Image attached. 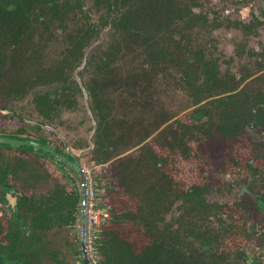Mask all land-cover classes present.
I'll return each instance as SVG.
<instances>
[{
    "label": "flooded vegetation",
    "instance_id": "af4514ba",
    "mask_svg": "<svg viewBox=\"0 0 264 264\" xmlns=\"http://www.w3.org/2000/svg\"><path fill=\"white\" fill-rule=\"evenodd\" d=\"M78 1V9L69 14L74 19L67 22L68 30L87 22L88 16L92 22H103L102 1ZM116 1L112 11L119 15L121 0ZM140 13L148 25L160 26L148 28L147 49L133 43L127 85L118 78L112 112L117 114L105 119L115 135L127 131L120 140L114 139L113 156L107 161L93 152L103 150L105 137L102 133L101 144L95 142L97 120L92 112L93 119L89 116V101L85 103L78 82L84 87L95 67L92 49L101 46L109 27H101L98 38L83 43L65 73L79 89L73 92V102L61 109H77L81 94L90 129L81 144L63 138L74 152L92 142L79 159L83 167L90 155L99 164L112 160L117 196L133 203L129 207L135 217L114 223L118 236L127 242L112 241L111 253L102 232L99 264H108L107 258L120 264L121 257H127L128 264H264V0H170ZM77 19L79 24H73ZM221 39L228 44L222 46ZM60 53L55 50L47 58L56 59ZM96 59L102 64V54ZM102 76L97 72L98 81ZM20 98L0 101V116L16 121L18 127L0 132L36 136L62 151L64 143L54 126L58 110L52 121L28 118L24 113L31 111L29 104H22ZM100 98L98 111L104 115ZM18 101L16 110L13 103ZM30 104L39 115L32 98ZM136 128L144 129L142 138L136 137ZM40 130L51 132L57 141L51 142ZM0 149L8 151L0 154V264L54 262L47 254L46 231L56 222H72L66 216L72 204L62 203V191L45 185L50 184L54 168L67 178L73 189L71 201L79 205L77 178L52 158L23 149ZM125 175L127 187L122 184ZM116 204L119 212L123 204ZM103 217L101 223L108 212ZM87 234L86 249L94 264ZM78 252L81 264L79 240Z\"/></svg>",
    "mask_w": 264,
    "mask_h": 264
},
{
    "label": "trees",
    "instance_id": "16d2710c",
    "mask_svg": "<svg viewBox=\"0 0 264 264\" xmlns=\"http://www.w3.org/2000/svg\"><path fill=\"white\" fill-rule=\"evenodd\" d=\"M93 1L94 3L102 1L106 5V13L102 17L103 22L101 20L99 23L92 22L88 16L87 22L83 21L82 24H79L77 19L78 22L73 24L79 25L68 30L67 22L74 19H71L69 14L75 8L78 9L80 5L78 0H0V99H19L34 86V89L32 88V103L40 117L52 121L53 112L57 113V110L59 112V109L68 105L70 101L73 102V92L79 89L65 77L66 71L73 64L72 58L77 57L84 42L98 38L101 27H109L102 39L103 42L107 41L102 53V64L97 62L92 71L93 75L102 72V80L98 81L92 77L83 82L88 94V105L97 120L95 142L101 144L100 134L103 133L105 137L101 144L103 150L98 152L94 148L93 152L98 155V159L101 157L102 161H107L113 156L114 139L120 140L122 136L126 135L124 131H127L124 128L123 132L115 135L111 124L105 119L114 116L112 115L115 107L113 101L116 83L119 81L117 75H120L119 78L125 85L129 80V66L125 69L122 65H114L115 61L130 59L133 53V43L136 41L146 48L149 41L146 36L148 28L160 26V24L152 22L148 25L144 20L145 14L140 11L161 8L170 0H135L133 3L130 0H121L122 12L119 15L112 11V5L117 2L116 0ZM139 18H141L140 22ZM147 18L152 17L147 16ZM55 32L61 35L64 45L60 50V55L56 59L50 60L43 54L42 48L45 43L49 42V38H54ZM100 97H103V105L106 110L104 115L98 111ZM121 123H125V121H121ZM143 133L144 129H135L136 137L142 138ZM122 184L124 187L128 186L126 175L123 176ZM55 199L57 212L61 216L60 201ZM118 209L119 212H115L116 208L109 207L107 220L115 222L116 219L129 220L135 217L129 206L122 205ZM72 213L73 208L69 211L70 216ZM41 217H45V212L41 214ZM141 217L144 218L142 215ZM72 218L71 216V220ZM106 239L111 253H113L112 246H114L112 241L127 242L124 238L119 237L118 232L112 227L107 229ZM1 247L3 245L0 243V249ZM121 260L120 264H128L127 257H121ZM106 262L112 264V259L107 258Z\"/></svg>",
    "mask_w": 264,
    "mask_h": 264
},
{
    "label": "rangeland",
    "instance_id": "374dc122",
    "mask_svg": "<svg viewBox=\"0 0 264 264\" xmlns=\"http://www.w3.org/2000/svg\"><path fill=\"white\" fill-rule=\"evenodd\" d=\"M94 17L96 18V16ZM203 36H206L205 32H203ZM222 38H224V35H222ZM48 40L49 42L43 45L42 50H44L46 57L47 56L51 57L52 54L55 52V50L60 51L62 49L64 43H63V39L61 35H59L57 32H55L54 38L51 37V39L49 38ZM221 42H222V46L223 44H228L227 40L224 41L223 39H221ZM106 43L107 41H104L101 44V46L94 47L92 49L91 55L93 57L92 62L94 66L96 64L95 59L97 55L99 57V55L102 54V51L105 48ZM126 59H123V60L118 59L115 61L114 65L119 64V65H122L125 69H127L128 66L130 68V66L132 65L131 64L132 61L129 58L127 60ZM93 69H95V67H93ZM92 74L93 73L91 72L88 73L86 80L92 77H95V79H97L96 75L89 76ZM32 90L27 95L22 96V98H20L19 100L22 104L23 102L29 104V108L31 111L28 113L26 112L24 113L25 116H27L28 118L40 117L38 114L35 113L34 109L32 108V105L30 104L31 98L33 95ZM1 100L2 99H0V101ZM19 101L13 103L16 106V110L19 109ZM87 101H88V98H87ZM87 107H89V105ZM76 108L77 109L74 108L69 112H65L63 109H61L58 114L59 118L55 120L57 122L54 121V126L57 129L56 131L60 135L62 134L61 136L64 135L71 143L74 142L75 144H81L82 142H84V138L86 137L90 129V120L88 116L85 114L81 94L77 95V107ZM89 110L91 111L90 107H89ZM116 114H117V111L113 113V115H116ZM121 114H124L123 117H125L128 114V112L121 113ZM20 125H24V123H20ZM25 126H27L28 130L31 129L29 124H26ZM16 127H17L16 121L12 120L11 122L10 121L7 122L6 119H3L0 116V130L10 131V130L15 129ZM39 134L45 136L47 139H49L53 143L57 141V138L55 137V135L46 130H40ZM24 151L26 152V150ZM5 153L8 154V151L0 149V154L5 155ZM90 156L91 158L87 160V162H85L86 164L84 167L87 170V177L89 180V183H88L89 197L91 198V201L94 204L91 211L93 213L97 212L96 214L99 213L98 214L99 224L96 225L95 223H92L91 227L87 230V233H88L87 243H88V249L92 256L94 264H99L100 253H101V248L99 247V239L102 237L101 233L104 232V235H105L107 229H109L110 227L114 228V223H115L112 220H106L105 222L101 223L100 219L102 220V217L105 216V214L108 212L109 207L110 208L116 207L115 206L117 205L116 203H122L123 205H126V206H132L131 204L133 203H132V200L128 197L119 198L117 196L116 188H114V185L116 182V174L114 171L113 161L109 160L108 162L104 164H99L97 162L98 159L96 157H93V155H90ZM46 160L43 159L42 161H45L46 165L49 164L52 169V167H54L53 164H51L49 160L47 161ZM52 172L54 174L51 177H49L50 184L49 185L46 184L45 186L49 188L56 187L58 191H62L60 192V199H61L60 201L62 203L65 202L64 203L65 205L72 204L73 213L71 214V216L73 218H72V222L68 224H60L56 222L54 226H51V228H48V230L46 231L45 241L48 243L47 244L48 246L46 247L47 254L49 255V258L54 261V262H52L51 260L47 261L46 264H78L79 223H78L77 216H78L79 205H76V202L71 201V197L73 195V189L70 186L67 178L64 177L63 175H60L59 172L55 170L54 168L52 169ZM66 216L67 217L70 216L69 211H66ZM102 227L105 229H102Z\"/></svg>",
    "mask_w": 264,
    "mask_h": 264
},
{
    "label": "water",
    "instance_id": "95a60500",
    "mask_svg": "<svg viewBox=\"0 0 264 264\" xmlns=\"http://www.w3.org/2000/svg\"><path fill=\"white\" fill-rule=\"evenodd\" d=\"M81 87L83 99L86 103L87 93L85 88L78 82ZM89 116L92 118L91 111L87 108ZM93 119V118H92ZM95 124L94 120H92ZM61 137L64 148L62 151H58L52 144L43 140L42 138L26 135V134H15L10 132H0V147H9L20 150H27L34 153L44 155L57 161L60 165L65 167L71 172L76 178L80 185V203L78 208V223H79V247L81 253V264H92L89 253L86 249L85 237H86V222H85V208L87 203V182L86 173L84 167L80 164V157L92 147V142L89 140L88 145L85 148L74 152L73 149L66 143L63 136L57 133Z\"/></svg>",
    "mask_w": 264,
    "mask_h": 264
},
{
    "label": "built area",
    "instance_id": "2783aa9c",
    "mask_svg": "<svg viewBox=\"0 0 264 264\" xmlns=\"http://www.w3.org/2000/svg\"><path fill=\"white\" fill-rule=\"evenodd\" d=\"M85 169V167H84ZM85 173H86V182H87V190H88V196H87V203H86V208H85V222H86V229L88 230L92 223H95L97 224V212L96 213H93L91 211L92 207H93V202L91 201V198L89 197V186H88V183H89V180H88V177H87V170L85 169ZM79 188H80V185H79ZM80 231V230H79Z\"/></svg>",
    "mask_w": 264,
    "mask_h": 264
}]
</instances>
